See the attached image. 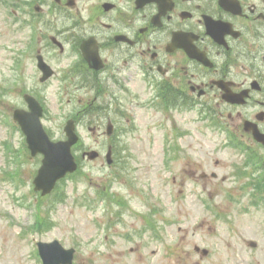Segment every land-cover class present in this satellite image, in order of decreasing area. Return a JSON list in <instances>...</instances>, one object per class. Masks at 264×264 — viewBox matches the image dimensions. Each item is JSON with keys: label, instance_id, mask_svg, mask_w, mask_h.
Returning a JSON list of instances; mask_svg holds the SVG:
<instances>
[{"label": "rangeland", "instance_id": "374dc122", "mask_svg": "<svg viewBox=\"0 0 264 264\" xmlns=\"http://www.w3.org/2000/svg\"><path fill=\"white\" fill-rule=\"evenodd\" d=\"M15 25L0 14V78L9 73L12 46L19 37L23 40L24 31ZM10 73L6 77H13V71ZM133 94L127 103L131 117L121 119L122 124L128 125L121 126L117 138H113V142L119 140L126 149L122 158L114 157L112 165L105 158L111 142L104 124V135L93 134L86 126L78 127L81 142L75 148L76 156L89 148L98 150L100 156L94 160L81 159L80 170L61 180L58 190L44 201L31 183L37 167L35 160H26L21 185H14L10 178L3 179L0 173V264H33L30 244L19 239L17 232L24 231L21 222L31 223L37 210L53 219L52 236L68 235L71 237L68 243L81 241L78 261L84 258L85 264H97L100 256L101 264H197L190 255L194 253V244L209 250L206 256L197 252L198 264H264V216H241L236 213L238 206L226 202L219 206L217 196L213 202L221 209L229 208V214H225L230 221L212 215L205 206L204 198L209 194L199 175L208 163L204 154L210 140L205 136V125L188 119L183 122L181 126L191 136L183 140L186 149L182 148V155L168 166L166 138L171 131L161 125L164 115L141 105L134 107L130 103ZM17 98L15 93H0V99L8 104L17 103ZM67 98L55 90L47 94L54 116L52 125L49 123L50 131L55 137H64V121L60 116L70 114L74 108V99L68 102ZM127 127L130 130L125 131ZM5 136L6 127L0 119V170L6 161L1 147ZM192 137L201 138L200 148L196 143H193L196 148H187L195 139ZM16 145L21 144L15 137ZM217 156L228 158L230 154L222 151ZM109 191L123 197L127 205L110 203ZM213 192H217L216 187ZM60 193L64 194V200L56 202ZM143 216L158 226L161 240L152 237ZM114 228L118 233L113 235ZM251 241L258 242L256 248L250 245Z\"/></svg>", "mask_w": 264, "mask_h": 264}, {"label": "flooded vegetation", "instance_id": "af4514ba", "mask_svg": "<svg viewBox=\"0 0 264 264\" xmlns=\"http://www.w3.org/2000/svg\"><path fill=\"white\" fill-rule=\"evenodd\" d=\"M15 5L17 29L28 30L37 52L48 51L52 59V51L69 54L64 88L98 92L93 84L118 95L143 93L150 105L209 112L212 127L238 143L243 190L251 189L264 203V0H16ZM0 7L9 19L6 0ZM84 42L92 44L97 69L84 59ZM24 55L37 61V55L18 54L17 68H28ZM96 100L80 101L93 108ZM80 117L100 122L87 108ZM217 149L212 145L211 153ZM51 239L34 240L33 250Z\"/></svg>", "mask_w": 264, "mask_h": 264}, {"label": "water", "instance_id": "95a60500", "mask_svg": "<svg viewBox=\"0 0 264 264\" xmlns=\"http://www.w3.org/2000/svg\"><path fill=\"white\" fill-rule=\"evenodd\" d=\"M32 103L36 105L34 102ZM32 108L34 111L35 107L32 106ZM40 113L41 110L37 107L32 115L19 113L18 119L28 136V142L33 153L41 151L45 154L44 166L40 169L38 178L35 180L37 188H42L45 193L53 188L58 178L77 167L71 152V146L77 141L78 137L74 133V124L69 121L66 126L68 140L50 141L39 122ZM89 155L95 157L97 153L92 152Z\"/></svg>", "mask_w": 264, "mask_h": 264}]
</instances>
